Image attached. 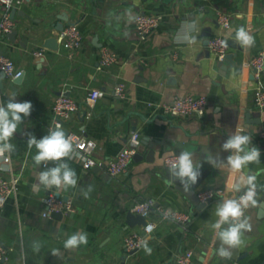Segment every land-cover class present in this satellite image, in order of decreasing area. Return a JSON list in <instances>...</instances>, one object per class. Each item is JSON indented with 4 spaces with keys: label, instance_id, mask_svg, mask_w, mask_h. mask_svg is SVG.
I'll use <instances>...</instances> for the list:
<instances>
[{
    "label": "crops",
    "instance_id": "0c3cea01",
    "mask_svg": "<svg viewBox=\"0 0 264 264\" xmlns=\"http://www.w3.org/2000/svg\"><path fill=\"white\" fill-rule=\"evenodd\" d=\"M1 12L0 7V16ZM138 12L164 15L144 41L139 40L134 27ZM218 12L229 14V28L218 24ZM59 16L67 18L62 21L64 26L76 22L82 32V46L72 53L60 45L56 50L41 47L47 36L57 33ZM13 20L15 36H0V54L9 56L24 73L20 82L6 75L2 78L0 100L6 103L15 93L17 102L30 101L33 108L14 134L16 148L8 163L0 157V176L18 179L15 195L0 210V241L8 250L0 264H175V253L187 249L192 250L196 264H264V217L258 216V208L246 210L252 230L245 233L243 246L233 250L231 259L216 254L220 241L211 228L217 219V204L237 193L227 185L239 179L240 173L233 174L225 167L231 150L222 148L237 128L250 135L260 150V164H250L247 174L257 176L258 198L264 194V138L259 137L264 109L254 102L255 89L264 88V72L256 76L251 65L252 57L264 49V0H21ZM240 26L254 37L251 47L234 40ZM213 35L227 40L232 63L218 66L219 59L205 44ZM103 47L117 59L99 69ZM39 50L44 56L41 65L34 54ZM116 83H124L125 98L112 94ZM90 88L106 92L86 117L85 97ZM60 93L80 105L67 129L96 142L95 155L101 165L127 144L135 122L139 141L148 136L150 140L166 138L168 146L182 142L184 149L192 152L194 163L207 169L197 190L219 193L198 210L172 185H166L160 174L163 159L175 151L162 147L155 150L152 162L132 159L116 177L107 176L100 165L83 169L77 161L69 160L78 177L76 188L46 190L39 186L38 173L56 162L35 166L36 149L27 147L28 134L37 139L48 134L52 102ZM185 93L207 97L202 116H170L149 105ZM128 112L132 113L125 119ZM137 150L146 149L139 143ZM205 152L217 166L204 158ZM89 185L93 190L86 199L80 190ZM49 193L71 200L74 211L61 218L43 217L42 198ZM147 199L167 210L187 211L190 220L183 225L165 220L153 210L149 219L155 228L146 238L151 253L142 245L127 255L123 238L141 231L142 226L126 227V212ZM77 231L88 234V243L65 249L64 241ZM36 244L41 245L39 252L32 249ZM52 249H59L60 256H54Z\"/></svg>",
    "mask_w": 264,
    "mask_h": 264
},
{
    "label": "built area",
    "instance_id": "2783aa9c",
    "mask_svg": "<svg viewBox=\"0 0 264 264\" xmlns=\"http://www.w3.org/2000/svg\"><path fill=\"white\" fill-rule=\"evenodd\" d=\"M21 0H0V7L2 8L0 16V36L7 35L13 30L15 25L11 12L13 8H16L20 4ZM164 15L162 13H145L138 12L134 16V27L137 36L140 41L147 39L152 30L157 28ZM218 24L227 29L230 27V16L225 12H218L216 16ZM57 43L63 48L67 49L70 53L79 49L82 46L83 35L79 28L78 23L69 22L61 31H57L55 34ZM227 40L222 35H213L209 38L208 48L214 58L222 59V57L228 51V43L223 42ZM35 55H41V50L34 52ZM117 55L106 47H103L99 56V69H104L111 63L116 61ZM251 65L255 69L254 74L260 76L264 72V49L257 52L251 59ZM3 72L6 76L14 79L23 74V69L18 68L14 61L4 54H0V76ZM105 90L100 88H90L87 91L85 97V105L87 109L84 115L87 117L89 111L92 109L96 101L105 94ZM112 94L114 96L125 98L126 87L124 83H116L112 88ZM254 102L259 109H264V88H256L254 93ZM208 104V99L205 95H195L192 93H185L182 95H175L169 102L150 103L149 105L153 110H157L163 114L170 116H202L205 113ZM80 105L69 95L60 93L54 97L51 106V117L48 129L59 124L62 129H67L68 123L72 116L78 112ZM71 137L75 150L79 153V156L75 159L83 169H91L100 165L103 171L109 177H116L124 172L134 154L137 152L139 146V133L133 131L128 139L127 144L119 150L115 156L109 159L104 165H101L95 155L97 147L96 142L82 133L70 131L67 134ZM259 137L264 138V128L259 132ZM180 154L173 153L168 154L163 159L165 166H170L176 161V158ZM46 164V163H44ZM18 179L16 177H2L0 176V210L4 207L8 199L15 195L17 191ZM243 191L236 193L234 198H239L243 195ZM219 191L213 189H206L199 191L198 197L200 201L208 203ZM44 204V210L42 212L43 217H50L52 212H62L63 214L71 213L75 207L71 200L64 199L61 196L49 193L42 198ZM156 210L160 213L161 217L165 220L174 221L186 225L190 220V214L187 211H175L167 210L155 205L153 199H147L136 206L133 211L140 213L146 218L145 225L142 226L141 231H134L128 233L123 238V249L125 254L130 255L142 246V241L145 240L154 230L155 223L150 221V213ZM152 226V231L149 233L146 231L148 226ZM7 248H5L0 241V261L6 257ZM175 264H196L193 258L192 250H181L174 255ZM220 264V263H216ZM226 264H232L228 262Z\"/></svg>",
    "mask_w": 264,
    "mask_h": 264
},
{
    "label": "clouds",
    "instance_id": "9594fccd",
    "mask_svg": "<svg viewBox=\"0 0 264 264\" xmlns=\"http://www.w3.org/2000/svg\"><path fill=\"white\" fill-rule=\"evenodd\" d=\"M234 40L245 48L254 44V37L244 26L238 27ZM223 43L226 46L227 42ZM32 108L33 105L30 101L17 102L15 93L8 96L6 103L0 100V157H4L5 164L8 163L11 153L16 148L12 143L14 134L18 127L23 124L24 118L31 115ZM27 147L36 149V154L33 156L35 166L49 161L56 162V166L46 167V170L38 173L39 186H43L46 190L53 187L58 190L69 187L76 188L78 177L75 169L67 161L77 158L79 153L75 150L71 137L66 135L59 124L50 127L48 134L40 139L29 133ZM222 148L225 151L231 150V154L226 158L225 167L233 174L240 173L239 179L234 180L227 187L237 193L244 190L243 195L239 198H227L217 204L214 210V216L217 219L211 224L215 238L220 241L216 254L221 259H231L233 250L243 246L245 233L252 230L249 217L245 215L246 210L264 208L258 199L257 176L247 174V171H251L248 169L250 164H260V150L253 145L252 137L244 134L243 129L240 128L228 136ZM204 158L217 166L210 153L205 152ZM199 167L200 165L193 161L192 152L182 150L176 161L169 166V172L172 177H178L181 180L184 192H188L189 185H195L198 181ZM165 183L172 184V181L168 180ZM92 190V186L89 185L87 189H81L80 192L87 199ZM146 231L150 233L152 226L149 225ZM87 243L88 234L77 231L64 241L63 246L65 249L71 250ZM142 245L146 252L151 253L152 250L148 247L146 239L142 241ZM40 248V244L32 247L34 252H39ZM51 252L54 256H60L59 249H52Z\"/></svg>",
    "mask_w": 264,
    "mask_h": 264
},
{
    "label": "water",
    "instance_id": "95a60500",
    "mask_svg": "<svg viewBox=\"0 0 264 264\" xmlns=\"http://www.w3.org/2000/svg\"><path fill=\"white\" fill-rule=\"evenodd\" d=\"M16 8L12 9L11 12V16L13 17V13L15 11ZM59 18L61 19V21L56 22L55 24V30L56 31H61L64 28V23L62 22L63 20H67L66 17L63 16H59ZM8 36L13 39V37L15 36V31H11L8 33ZM96 38V37H95ZM209 40L205 41V44H208ZM232 45V44H231ZM233 47H235V45H232ZM41 47L43 48H50L53 50L58 49L59 44L57 43V39L55 37V35H49L47 36ZM209 55V54H208ZM233 57V54L231 53H225V55L222 57V59L217 60V64L218 66H222L223 62H228V63H232L231 59ZM44 56L43 55H39L35 58L36 62H39L41 65V62L43 61ZM234 64V62H233ZM255 72V69H253ZM24 73V72H23ZM5 77V74L3 72H1V77H0V87L2 86V78ZM23 77V74L20 75L19 77H16L13 79L14 82H20L21 79ZM132 112H128L125 115V119H127ZM85 116V115H84ZM142 118L144 120H147L145 117L142 116ZM147 122H149V120H147ZM134 124V126L132 127V130H136V126H135V122H132ZM66 132V135L68 134L69 130L68 129H63ZM166 141L167 139L164 138L162 140H159L158 138H154L153 140H150V138L148 136H143V138L140 140V143L145 147L146 150L144 151H138L134 154L133 159L135 160H141L143 158H145L148 162H152L153 158H154V153L156 149H161L162 150H174L175 153L181 154L182 150L184 149V144L182 142H176L173 141L171 142V145L168 146V144L166 145ZM174 146V147H173ZM190 146L192 147H197L195 146V144L190 143ZM163 170L160 173L161 177L163 178L164 182L171 180L172 184H167L168 186L172 185V189L179 191L180 193H182L191 203L192 205L197 208L198 210H202L203 208H205V206L207 205V203L200 201L199 197H198V193L199 191L197 190L199 185L201 184V182L203 181V178L205 177V174H207V169H203L199 167V177H198V181L195 185H189V191L188 192H184L183 188H182V183L181 180L178 177H172L171 173L169 172V167L163 165ZM259 202L262 206H264V194H262L259 198ZM155 205H158L157 202H155ZM62 212L58 211V212H52L51 216L55 217V218H61L62 217ZM258 216L259 217H264V208H258ZM125 223H126V227H134V226H143L146 223V218L141 215L140 213L134 212L133 210L129 209L126 212L125 215ZM4 260V258L2 259V261Z\"/></svg>",
    "mask_w": 264,
    "mask_h": 264
},
{
    "label": "trees",
    "instance_id": "16d2710c",
    "mask_svg": "<svg viewBox=\"0 0 264 264\" xmlns=\"http://www.w3.org/2000/svg\"><path fill=\"white\" fill-rule=\"evenodd\" d=\"M67 162H69L70 163V161L68 160Z\"/></svg>",
    "mask_w": 264,
    "mask_h": 264
}]
</instances>
